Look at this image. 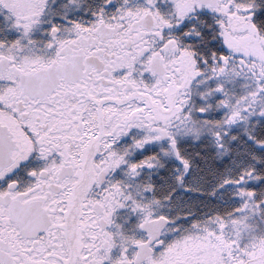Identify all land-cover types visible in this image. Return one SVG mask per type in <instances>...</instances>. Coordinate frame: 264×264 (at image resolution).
Listing matches in <instances>:
<instances>
[{
	"label": "snow or ice",
	"instance_id": "1",
	"mask_svg": "<svg viewBox=\"0 0 264 264\" xmlns=\"http://www.w3.org/2000/svg\"><path fill=\"white\" fill-rule=\"evenodd\" d=\"M0 264H264V0H0Z\"/></svg>",
	"mask_w": 264,
	"mask_h": 264
}]
</instances>
